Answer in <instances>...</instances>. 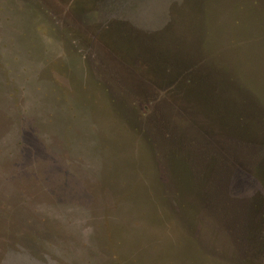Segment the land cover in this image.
Instances as JSON below:
<instances>
[{"label": "rangeland", "instance_id": "1", "mask_svg": "<svg viewBox=\"0 0 264 264\" xmlns=\"http://www.w3.org/2000/svg\"><path fill=\"white\" fill-rule=\"evenodd\" d=\"M0 264H264V0H0Z\"/></svg>", "mask_w": 264, "mask_h": 264}, {"label": "trees", "instance_id": "2", "mask_svg": "<svg viewBox=\"0 0 264 264\" xmlns=\"http://www.w3.org/2000/svg\"><path fill=\"white\" fill-rule=\"evenodd\" d=\"M62 1H64V0H62Z\"/></svg>", "mask_w": 264, "mask_h": 264}]
</instances>
